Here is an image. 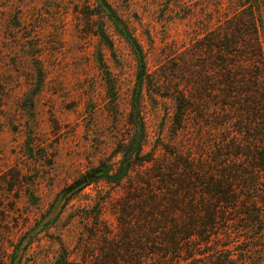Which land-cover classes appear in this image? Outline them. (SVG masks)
Here are the masks:
<instances>
[{
	"label": "rangeland",
	"instance_id": "1",
	"mask_svg": "<svg viewBox=\"0 0 264 264\" xmlns=\"http://www.w3.org/2000/svg\"><path fill=\"white\" fill-rule=\"evenodd\" d=\"M106 1L146 54L142 154L158 166L197 151L204 121L182 128L177 116L185 62L245 7H255L264 39L262 0ZM136 72L99 0H0V264H91L104 231L117 237L118 203L138 179L149 183L153 164L120 184L95 172H116L120 144L131 141Z\"/></svg>",
	"mask_w": 264,
	"mask_h": 264
},
{
	"label": "trees",
	"instance_id": "2",
	"mask_svg": "<svg viewBox=\"0 0 264 264\" xmlns=\"http://www.w3.org/2000/svg\"><path fill=\"white\" fill-rule=\"evenodd\" d=\"M99 1L131 47L137 72L131 141L120 144L118 170L97 168L95 177L120 184L144 162L154 168L148 184L138 179L118 203L117 237L110 241L104 231L91 264H264V39L255 7L199 40L185 62L188 85L176 97L177 116L182 128L197 119L207 131L200 149L155 166L142 154L145 51L107 1ZM55 264L81 263L63 257Z\"/></svg>",
	"mask_w": 264,
	"mask_h": 264
},
{
	"label": "water",
	"instance_id": "3",
	"mask_svg": "<svg viewBox=\"0 0 264 264\" xmlns=\"http://www.w3.org/2000/svg\"><path fill=\"white\" fill-rule=\"evenodd\" d=\"M92 177V175L88 176V179H90ZM86 182V178L85 179H81L80 181H78L75 185H73L71 188H77L82 186L84 183Z\"/></svg>",
	"mask_w": 264,
	"mask_h": 264
}]
</instances>
